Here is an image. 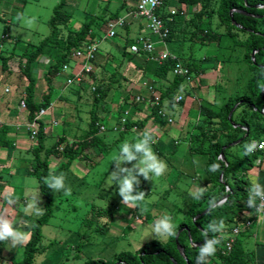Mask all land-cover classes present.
I'll return each instance as SVG.
<instances>
[{
	"label": "rangeland",
	"instance_id": "rangeland-1",
	"mask_svg": "<svg viewBox=\"0 0 264 264\" xmlns=\"http://www.w3.org/2000/svg\"><path fill=\"white\" fill-rule=\"evenodd\" d=\"M5 1L1 8L3 11L0 9V87L10 89L6 92L9 97H15L14 107H18L23 92L19 91V85H9L6 81L9 78V83L24 82L22 75L17 73L19 70L18 56L22 55L29 46L33 47L30 50L32 51L43 39L51 35L50 21L55 16V7L60 4L61 0ZM130 1L134 2L128 0ZM121 2L122 0H67L64 13L70 16L71 22L68 28L61 27L63 31L61 37L65 38L72 33H77L93 21V33L97 40H100L107 32L111 14L120 7ZM171 7L177 8L180 23L189 21L199 11L198 7L197 9L190 8L192 6H188L190 13L184 11L183 5L178 0H171ZM21 16L23 19H20ZM33 18H35L34 23L28 26L26 20ZM138 20L144 26L142 34H148V21L139 17ZM209 23L210 18L208 17L202 26L208 30ZM7 25H9L7 30L11 40L5 42L2 38ZM136 36V33H131V40L137 41ZM245 36L242 33L240 38L245 40ZM61 37L47 47L37 62L40 64L39 68L34 69L37 80L36 100L39 103L43 102L44 95L49 91L44 74L52 65H57L58 58L62 54L56 52V49L57 47L65 49V41ZM126 39L127 34L119 30L116 38L100 44L94 62L95 68L107 62V68L114 72L119 70L116 66L121 64L120 71L123 74L121 83L116 84L117 87H122L121 90H112L109 96L100 102V106H96L94 101L95 94L91 87L92 76L86 78L87 83L82 85L83 88L79 85H66L68 73L61 71L55 76L58 86L52 96L54 105L42 119L47 123L46 148L51 147L60 136L68 138L71 142L87 139L92 116H98L99 123L105 124L108 129L103 134V142L82 155L87 161L76 160L61 171L60 174L65 176V184L70 187L71 194L65 195L63 191L55 192L54 215L43 226L42 252L36 256L33 264H86L89 261L111 260L122 252H136L147 242L159 240L153 235L152 226L162 216H171L176 230L180 221L187 216L193 201L190 193L197 188H205L208 184L205 171L209 161L207 151L191 153L188 139L185 140L181 136L185 127V137L193 130L199 115L200 104L205 102V97L209 94V87L204 85L202 76L196 79L191 77L192 81H187L194 94L185 99L183 114L178 118L177 114L167 113L166 119L171 115L176 119L169 132L162 128H165V125L161 126L158 120L151 127L144 130H133L127 134L116 133L113 130L130 113L136 114V117L139 116L140 119L150 114V106L144 104L135 107L134 103L138 96L151 97L150 89L144 88V85L152 87L155 80L153 74L159 64L154 60L147 62L145 55L135 56L131 53L128 48H125ZM190 45L189 41L183 45L184 56L194 55L198 59H203V63H208L207 59L217 56V62L222 64L223 68L217 72V75L224 80V93L220 98L221 101L225 102L230 96L245 95L251 91L254 75L249 69V64L244 60L247 53L245 47L234 44L227 36H216L214 39L211 37L206 45L197 44L192 49L189 48ZM14 47H16L15 51ZM126 50L125 57L123 54ZM12 53L16 55L12 63L16 72L10 75L2 69V57H8ZM68 64L70 72L74 74L81 69L83 63L77 57L71 56ZM169 78L174 77L170 74ZM63 85L66 86L61 90L60 87ZM121 93H124L123 97ZM121 105L128 108L124 114L120 112L119 106ZM17 107L15 109H18ZM24 111L20 108L19 115L21 116ZM93 111L95 112L92 113ZM55 122H58V125H55ZM144 131L154 133V141H157L156 147L162 149L163 155L157 154L153 143L152 149L161 160L166 162L168 167L162 176L153 178L152 181L140 177L141 182L137 190L145 192L146 201V211L142 212L138 207L121 204L122 198L118 195V188L108 180V175L115 169V164L110 157L118 151V146L124 141L135 142V139ZM25 132H27L26 129ZM28 134L27 132L24 136L29 139ZM5 143H8L6 147ZM31 145L32 149L27 151L21 146L15 147L14 141L10 138L7 141L0 139L1 154L6 152L10 155V159L7 160L8 168L4 169L2 176L5 181L15 179L24 183L22 187L25 192V198L21 200L22 197L17 194L15 197H20L17 200L13 195L10 196L9 192L3 194L0 191V204L6 205L3 212H1L2 207L0 208V216L11 221L12 226L27 237L25 243L15 246L11 240L0 241V264H13V261L20 262L24 259L25 248L32 237L34 224L46 211V200L39 181L30 173L36 163L32 150L38 146L33 141ZM233 151L238 152V149L234 148ZM41 156L46 157L45 152ZM49 159L54 172L58 166L68 162L67 159L59 160L52 156ZM125 166L130 167L131 165ZM262 169L264 170V165ZM260 170L257 168L251 174L258 175ZM34 195L38 200L35 209L29 208ZM10 206L16 208V211L11 210ZM100 212L102 214H99ZM240 226L244 228V224ZM230 238L237 239L230 255L224 260L219 259L218 256L210 257V264L215 261L218 264H244L245 258L248 264H264V242L257 243L254 236L243 238V236L233 234Z\"/></svg>",
	"mask_w": 264,
	"mask_h": 264
},
{
	"label": "trees",
	"instance_id": "trees-1",
	"mask_svg": "<svg viewBox=\"0 0 264 264\" xmlns=\"http://www.w3.org/2000/svg\"><path fill=\"white\" fill-rule=\"evenodd\" d=\"M162 1L164 3L159 11L168 22L170 29L167 47L189 70L190 81L204 74L203 59H198L191 54L187 57L184 56L182 53L183 45H186L189 41L191 43L189 48L192 49L197 44L206 45L211 37L214 39L216 36H227L234 44L243 46L247 50L244 60L249 64V69L254 75L252 89L245 95L230 96L220 107L207 103L200 104L199 115L193 130L186 137V127L182 131L181 136L185 140L188 139L191 153L207 151L209 155V161L205 168L208 184L204 188L202 198L199 200L193 199L191 202L187 216L180 221L175 230L176 235L170 237L166 242L160 240L147 242L136 252H122L111 260L89 261L86 264H196L199 245L204 243L206 238L204 233L208 224L220 219L224 220L226 230L221 243L217 245L214 256L224 260L230 255L227 251V244L230 242V231L233 235L237 226L245 225L248 222L252 226L258 221V214L255 209L246 206V201L251 186L250 175L255 169L262 168L264 150L256 149L251 154L244 155V145L252 141H264V0H178L181 5L196 6L199 9L193 18L184 23H180L176 12L174 13L171 10V0ZM3 3L4 0H0V9ZM66 5L67 0H61L60 4L55 7V16L50 21L51 35L43 39L32 51L30 50L33 47L29 46L22 55L18 56L19 70H17V73H20L24 80L21 83L23 96L20 104L22 102L26 103L25 111L27 112L28 123L34 122L42 109L52 108L54 105L52 96L58 86L55 76L63 71L64 65L68 63L73 52L90 43L92 41L91 37L94 35L92 30L94 22L91 21L77 33H72L65 38L61 37L63 32L61 27L68 28L71 22L70 16L64 13ZM126 8H128V0H122L120 7L111 14L109 21L121 18L120 15ZM208 17L210 18V27L206 30L202 25ZM130 24L131 20L128 22L129 28L126 31L125 45V48H128L129 51L132 42L130 39ZM8 26H6L2 38L5 42L11 40L8 35ZM242 33L246 35L245 40L240 38ZM140 35L150 36L156 44L159 41V38L153 36L150 30L148 34L141 33ZM60 37L65 41V49H60V47L56 49V52L62 54L58 58L57 65H52L49 71L44 74V78L49 85V91L44 95L43 102L39 103L36 100L37 80L34 75V65L37 64L47 47L58 41ZM156 47L153 57L158 54L159 45H156ZM15 50L16 47H14ZM126 54L127 50L123 55L126 57ZM15 58V53L8 57H2V69L10 75L16 72L12 66ZM145 58L147 62L151 61L147 55H145ZM116 67L119 70L110 71L107 68V62H104L88 75L92 76L93 84H91V87L94 90L96 106H100V102L105 100L112 90H121L122 87H117L116 84L121 83L123 79V74L120 71L122 65ZM174 67L175 62L172 59L165 61L163 64H158L155 74H153L155 80L152 90H150L152 93L150 98L154 99L155 96H159L161 99L160 105L150 106V114L144 119L130 113L127 116L129 119L127 129L119 132L120 134H127L137 129L144 130L153 126L157 120L160 121L161 126L165 125V128H162L169 132L176 119L173 115L166 119L167 113L177 114L179 118V115H182L184 111L185 99L194 94L187 80L174 74ZM170 74L173 75V79L169 78ZM85 83H87V79L80 86ZM66 85L61 86V90ZM123 95L124 93H121L122 97ZM178 95H181L183 99L179 104H176L175 98ZM236 104L238 105L235 107ZM139 105L143 106L144 104L135 100L134 106ZM145 106L149 105L145 104ZM119 107L120 112L123 114L128 109L122 105ZM160 110L164 112L165 116L159 115ZM170 119L172 122H169ZM37 123L39 129L37 139H33L31 134H28L30 139L38 145L32 150L36 163L30 173L36 176L39 181L42 194L46 200V211L34 224L32 237L25 248L24 259L20 262L13 261V264H33L36 256L42 252L43 226L53 217L55 205V192L48 189L45 178L50 174L59 175L63 169H66L76 160L85 161L86 158L82 155L87 150L102 143L103 134L106 132L100 131L101 127L106 125L99 123L98 116H92L87 139L71 142L68 138L60 136L51 147L46 148L48 135L45 124L42 119L38 120ZM25 129L27 131L26 127ZM156 143L155 140L153 143L154 148L157 150V154L161 156L163 155L162 149L156 147ZM234 148H237L238 152H234ZM174 149L176 151L177 147L175 146ZM44 152L46 157L41 156ZM222 155L224 159L221 158ZM50 156L59 160L67 159L68 162L58 166L54 172L52 171ZM260 158L262 160L258 163ZM214 163H218L220 168L216 172H210L208 170L209 166ZM213 197L217 198L220 206L209 211L208 201ZM257 203L259 204V200ZM101 212L99 214H102ZM251 226L246 227L247 229H244L240 236H251L249 235L252 231ZM214 235L217 234L208 232L207 238L211 239ZM211 264L218 263L215 261ZM244 264H248L246 258Z\"/></svg>",
	"mask_w": 264,
	"mask_h": 264
},
{
	"label": "clouds",
	"instance_id": "clouds-1",
	"mask_svg": "<svg viewBox=\"0 0 264 264\" xmlns=\"http://www.w3.org/2000/svg\"><path fill=\"white\" fill-rule=\"evenodd\" d=\"M23 19V16L20 17ZM34 19L26 20L28 26L34 23ZM154 143V133L152 131H144L136 139L135 142L124 141L118 146V151L114 152L110 159L115 164V169L108 175V180L115 184L118 188V195L122 198L121 204L138 207L140 210L146 211L145 192L138 191L140 185V177L144 180H153L162 176L167 171V164L161 160L152 149ZM264 149V141H252L244 145V155H249L257 148ZM135 162V163H133ZM131 165L130 167L125 165ZM220 168L218 163L209 166L210 172H216ZM45 184L48 189L53 192L63 191L65 195L71 194L70 187L65 184V176L63 174H50L45 178ZM250 188L248 190V198L246 206L255 209L261 219H264V186H261L256 176L250 177ZM204 188H197L191 192L194 200H199L204 194ZM259 200V204L257 201ZM12 203V201H9ZM38 203L37 197L34 195L29 208H36ZM220 206L217 198L213 197L208 201L209 211ZM38 211V209H37ZM176 225L172 222L169 215H164L157 219L152 226L153 235L162 241L176 235ZM226 230V224L223 219L212 221L208 224L205 231L204 243L199 245L196 264H209V258L214 256L217 251V245L221 243L222 236ZM208 232L214 235L211 239ZM26 235L12 226L11 221L0 216V241L11 240L13 246L26 242Z\"/></svg>",
	"mask_w": 264,
	"mask_h": 264
},
{
	"label": "built area",
	"instance_id": "built-area-1",
	"mask_svg": "<svg viewBox=\"0 0 264 264\" xmlns=\"http://www.w3.org/2000/svg\"><path fill=\"white\" fill-rule=\"evenodd\" d=\"M132 8L127 17L119 18L115 21H110L108 23L107 32L103 35L100 40H97L95 35H93L92 41L86 44L83 48L78 49L73 52L72 56L77 57L81 60L82 67L78 72L74 74L70 72V65L67 63L63 67V72L68 73V85H81L88 75L93 72L94 62L96 60V55L99 51L100 44L103 41L114 39L118 36V31H127L128 30V22H130V18H143L148 21V28L151 34L155 37L159 38L158 43L156 44L154 40L148 35H140L136 40L130 43V51L136 54H144L148 56L149 60L157 61L159 64H163L165 61L172 59L175 62L174 74L179 77L185 78L188 82H190L189 78V70L173 55L168 47H167V39L170 35V29L168 27V22L163 18V14L160 13L159 9L163 5L162 0H133ZM175 13V12H174ZM177 14V12H176ZM178 15V14H177ZM156 45H162L163 49L159 50L157 56L153 57L155 50L157 49ZM80 64V63H79ZM145 88L152 90V87H148L144 85ZM182 96H177L175 98L176 104H179L182 101ZM136 101L141 104H146L149 106H159L160 105V97L155 96L154 99L138 96ZM22 109H26V103L22 102ZM49 109H42L40 114L37 116L36 120L32 123H27L25 127L31 137L33 139H37L39 134L38 123L37 121L42 119L47 113ZM159 115L165 116L163 111H159ZM169 122H172L170 119ZM128 118H123L122 123L119 126L113 128L116 133L125 131L127 129ZM58 125V123H56ZM0 126H2L0 120ZM107 130L106 126L101 127V132H105ZM258 142V141H257ZM259 150V147L257 148ZM261 158L258 160V163L261 162ZM251 226V223L248 222L245 227ZM244 230L242 226H237L234 230L235 235H240V233ZM237 242L236 238L231 239V241L227 244V251L231 253L235 247V243Z\"/></svg>",
	"mask_w": 264,
	"mask_h": 264
},
{
	"label": "crops",
	"instance_id": "crops-1",
	"mask_svg": "<svg viewBox=\"0 0 264 264\" xmlns=\"http://www.w3.org/2000/svg\"><path fill=\"white\" fill-rule=\"evenodd\" d=\"M6 1L4 0V3ZM122 3V2H121ZM132 1L128 2V8L125 9V11H123V15H120V17H127L130 13V10L132 8ZM4 5V4H3ZM2 5V6H3ZM2 8V7H1ZM171 10L176 12L177 8H172L170 6ZM190 8H195L197 9L196 6H192ZM130 9V10H129ZM184 11L186 10V12L190 13L189 11H191L188 6H184L182 8ZM181 9V11H183ZM3 11V9H1ZM0 10V11H1ZM127 11L129 13H127ZM183 11V12H184ZM195 11V10H193ZM5 13V12H4ZM126 14V15H125ZM130 19H134V18H130ZM131 32L130 33H136L137 36L136 38H138L140 36V32L142 33L144 30V26L143 24L138 20V18H135L134 20L131 21ZM124 33H126V31H124ZM130 39H132L130 37ZM159 50L163 49L162 45H159ZM213 59H216L215 61H213ZM213 59L209 58L208 63L204 62L202 68L204 69V74L202 75V79L204 80V85H206L207 87H209V94L207 97H205V102L203 103H207L210 105H214V106H221L223 104V101H221V97L224 93V88H223V84H224V80H222V78L217 75V72H220L221 69L223 68L222 64L220 62H217L218 57L214 56ZM45 64V63H44ZM40 64H36L34 65V69L35 67L39 68ZM141 69V68H140ZM10 77V76H9ZM9 85L12 84H17L19 85V91H22L21 88V82L17 83V82H13V83H9V78L6 81ZM145 88V87H144ZM147 89V88H146ZM7 90L10 91V89L8 87H4L3 89L0 87V120L2 123V126H0V139L4 140L6 139H12L15 143V147H22L23 149H27V151H30L32 149V141L29 137V139L26 137L25 138V125L28 123V118H27V112L24 111L22 113V115H19L20 108L21 107V100L19 102V106L17 107L18 109H15L16 107H14V103L16 101L15 97L11 98L8 96L7 94ZM22 97V95H21ZM111 117V116H110ZM108 117V118H110ZM139 118V116H137ZM43 119V118H42ZM45 124V128H46V132H47V123L45 121H43ZM58 122H55V125ZM110 124V123H109ZM60 125V124H59ZM112 126V125H110ZM109 127V125H108ZM23 131V133H22ZM48 135V133H47ZM8 143H5L4 146L6 147ZM10 159V155L6 152H0V191L4 193L9 192L10 196H16L17 194H20V197H22L21 200H23L25 198V192L23 190L22 185L24 183L19 182L15 179L12 180H4V177L2 176L3 173L5 172V168L7 169V160ZM6 162V164H5ZM264 165V163H263ZM262 165V166H263ZM253 174L250 175V177H252ZM258 179V182L260 183L261 186H264V170L261 168V170L259 171L258 175H255ZM10 189V190H9ZM9 190V191H8ZM16 198L17 200L20 199ZM2 207L1 212L4 211V209H6V205H1L0 204V208ZM12 206H10L11 210L16 211V208H13ZM246 225V224H245ZM244 225V229L246 230L247 228ZM252 231L250 232L249 235L254 236L257 239V243H263L264 242V219H261L258 216V221L255 224H252ZM255 229V230H253ZM232 234V232L230 231V235ZM248 237V236H244L243 238ZM233 239V238H232ZM261 240V241H260ZM231 241V238H230Z\"/></svg>",
	"mask_w": 264,
	"mask_h": 264
},
{
	"label": "water",
	"instance_id": "water-1",
	"mask_svg": "<svg viewBox=\"0 0 264 264\" xmlns=\"http://www.w3.org/2000/svg\"><path fill=\"white\" fill-rule=\"evenodd\" d=\"M253 56H254V54H253ZM222 159H224V157H223V155H222V157H221Z\"/></svg>",
	"mask_w": 264,
	"mask_h": 264
}]
</instances>
